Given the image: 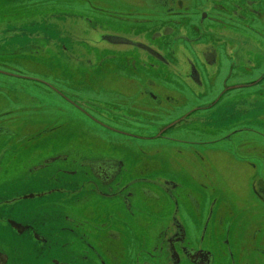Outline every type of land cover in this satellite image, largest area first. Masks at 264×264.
Segmentation results:
<instances>
[{"label": "flooded vegetation", "instance_id": "flooded-vegetation-1", "mask_svg": "<svg viewBox=\"0 0 264 264\" xmlns=\"http://www.w3.org/2000/svg\"><path fill=\"white\" fill-rule=\"evenodd\" d=\"M168 1L183 9L182 0ZM252 11L264 23L259 11ZM168 13L175 15L170 9ZM160 21L165 34H171V24L179 23ZM155 31L152 39L161 35ZM121 38L117 35L113 40L118 43ZM176 38L183 40L181 35ZM134 47L133 51L103 48L102 60L86 68L109 74L118 64L128 70L120 78L119 94L113 95L119 100L115 103L79 93L76 81V89L70 88L74 82L62 84L60 70L67 68L61 67L58 49L53 60L37 63L39 70L33 71L52 77L24 76L5 66L7 70H0L17 82H28L12 84L7 95L12 102L0 111V139L4 141L0 147V222L23 238L11 244L12 253L0 249V264H264V144L251 148L244 141L240 148L227 150L239 179L246 176L244 171L253 175L259 163L256 176L245 179L248 191L242 192L241 199L245 205L225 203L218 195L206 199L202 183L210 174L188 158L186 163L170 159L161 164L145 155L139 157L145 154L140 149L135 158L125 142L121 148L106 141L95 145L67 140L62 146L57 136L62 129V103L89 119L90 127L122 139L198 145L173 138L175 121L190 110H206L216 101L206 105L205 98L196 95H192L194 102L189 101L187 95L202 86L197 68L188 60L185 78L142 76L156 73L158 64L173 69L174 64L146 43ZM25 48L17 54L42 57L47 53L44 47L40 51ZM202 48L201 59L210 67L216 61L215 48L208 43ZM176 68L180 69L178 63ZM85 86L91 88L89 83ZM10 90L20 95L10 97ZM20 96L21 101H14ZM47 98L52 100V110L39 103ZM29 115H43L44 124L30 125ZM73 131L74 138L69 139L75 140L79 133ZM251 133L256 132L232 128L220 140L204 145L230 141L233 136L250 134L252 138ZM45 136L48 142L39 141ZM238 207H246L245 222L238 221Z\"/></svg>", "mask_w": 264, "mask_h": 264}, {"label": "rangeland", "instance_id": "rangeland-1", "mask_svg": "<svg viewBox=\"0 0 264 264\" xmlns=\"http://www.w3.org/2000/svg\"><path fill=\"white\" fill-rule=\"evenodd\" d=\"M171 1L175 4L176 0ZM252 1L254 5H250L251 0H182L181 9L170 5L168 0H0V70H7L5 66L8 70L29 76L39 70L37 63L53 60L54 50L58 49L61 67L67 68L60 70L62 84L74 82L70 88L76 89L78 82L79 93L90 95L99 102L115 103L119 100L113 95L119 94L120 78L128 70L118 64L109 74L86 69L96 67L102 60L103 48L133 51L138 42L148 44L167 62L174 64V69L158 64L156 73L142 75L156 79L185 78L190 68L188 60L193 62L202 86L187 95L189 101L194 102L195 95L204 97L206 105L216 101L206 110H190L175 121L173 138L198 145L177 146L166 140L139 144L137 141L140 140L125 137L123 140L103 129L90 127L89 119L79 111H71L64 103L60 105L62 129L57 136L61 138L62 146L67 140L95 145L106 141L121 148L119 145L125 142L128 149L131 146L133 157L136 158L140 149L145 154L139 157L145 155L148 160L154 158L161 164L170 162V159L186 163L188 158L203 165V169L210 174L208 180L203 178L202 183L206 199L207 196L218 195L225 203L244 204L241 201L242 192L248 191L245 179L251 173L244 171L246 176L239 179L227 150L240 148L244 141L251 148L264 144V23L252 11L258 10L260 17L264 18V0ZM169 9L175 15H168ZM178 12L185 13V16L177 15ZM120 17L127 19L119 21ZM160 19L164 22L171 19L170 24L179 23L171 24V34H165ZM155 23L159 24L155 26ZM154 31L161 35L152 39ZM117 35L122 37V41L115 43L113 37ZM177 35H181L183 40L177 39ZM28 37L29 44L25 45ZM207 43L216 52V61L210 67L205 66L201 59L202 47ZM22 47H26L24 50L33 48L39 51V47L42 50L44 47L47 53L42 57L29 52L17 54L16 51H21ZM31 61L33 63H29ZM177 63L180 69L176 68ZM136 67L139 69L140 65ZM34 75L52 77L44 73ZM20 81L0 74V86L7 88H0V111L8 101L12 102L7 97L12 84L28 83L27 80ZM88 83L91 84L90 89L85 86ZM19 95L10 90V97ZM21 100L22 96L14 99ZM39 103L52 110L50 98L39 100ZM29 116L27 123L30 125L44 124L43 115ZM232 128H250L256 133H251L252 138L250 134L233 136L230 141L204 145V142L220 140ZM73 130L79 133L75 140L69 139L74 138ZM39 141L48 142L49 138L45 136ZM3 142L0 139V147ZM258 166L259 163H256L250 178L256 176ZM189 171L192 172L191 167ZM237 211L238 221L245 222L248 218L246 207H238ZM22 239L0 222V249L12 253L11 244Z\"/></svg>", "mask_w": 264, "mask_h": 264}]
</instances>
